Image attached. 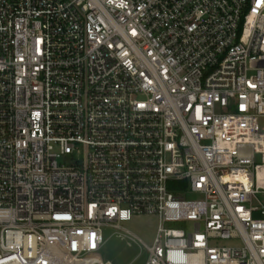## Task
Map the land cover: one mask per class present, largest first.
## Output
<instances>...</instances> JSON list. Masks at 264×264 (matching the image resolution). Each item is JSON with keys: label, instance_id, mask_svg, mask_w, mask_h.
I'll use <instances>...</instances> for the list:
<instances>
[{"label": "built area", "instance_id": "obj_1", "mask_svg": "<svg viewBox=\"0 0 264 264\" xmlns=\"http://www.w3.org/2000/svg\"><path fill=\"white\" fill-rule=\"evenodd\" d=\"M104 228L264 264V0H0V264H111Z\"/></svg>", "mask_w": 264, "mask_h": 264}, {"label": "rangeland", "instance_id": "obj_2", "mask_svg": "<svg viewBox=\"0 0 264 264\" xmlns=\"http://www.w3.org/2000/svg\"><path fill=\"white\" fill-rule=\"evenodd\" d=\"M263 123V121H261ZM185 199L193 200L196 197L186 195ZM120 226L128 230L140 239L144 244L150 246L155 236L157 219L152 216L136 215L127 222H122ZM172 228L174 227L171 225ZM111 229H103V239L105 241L98 254L103 262L111 264H144L147 258V251L143 245L132 244L128 246L126 241L120 240ZM214 245L220 247H230L239 245L236 241L216 240Z\"/></svg>", "mask_w": 264, "mask_h": 264}]
</instances>
